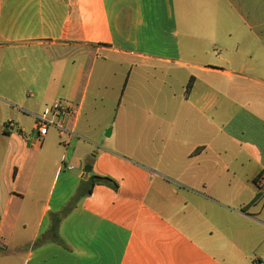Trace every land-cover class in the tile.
Listing matches in <instances>:
<instances>
[{"label": "crops", "instance_id": "1", "mask_svg": "<svg viewBox=\"0 0 264 264\" xmlns=\"http://www.w3.org/2000/svg\"><path fill=\"white\" fill-rule=\"evenodd\" d=\"M0 60L21 65L0 70V98L18 104L0 99V264H264V0H0ZM109 64L166 78L146 104L128 98L151 106L148 119L125 115L124 143L99 150L53 207L92 70ZM58 99L75 135L52 126L39 141L36 116ZM17 137L22 178L6 189ZM40 155L56 157L46 198Z\"/></svg>", "mask_w": 264, "mask_h": 264}, {"label": "rangeland", "instance_id": "2", "mask_svg": "<svg viewBox=\"0 0 264 264\" xmlns=\"http://www.w3.org/2000/svg\"><path fill=\"white\" fill-rule=\"evenodd\" d=\"M104 56V54H102ZM100 57V63L102 62ZM3 60H0V70H8L11 66H6L2 68ZM12 65V64H11ZM111 70H92V79L91 87L87 99L83 103L82 114L79 118L78 125L76 127L79 138H76L75 142L72 143L70 150V156L67 160V165H74L73 170L63 169L62 174L57 179L55 190L52 194V205L57 207L61 204V199L64 193L68 195L70 191L74 189L75 186L81 184L83 181V175L86 173L85 168L87 166H92L91 161L92 157L102 148H108V146L116 145L117 143H124L120 136H123L120 133V128H123L121 124L122 118L127 116H140L142 120H146L149 117V111H152L151 106H140L134 108L133 105L128 103V98L132 99L133 94H137L138 102L146 104L148 99V91L153 95H158L156 88H149V85H163V80L166 78V71L162 70L157 66V69L152 70H121V68L112 66ZM108 66V65H107ZM12 70H21V65L17 64L15 67L12 65ZM16 71V72H17ZM89 71H87L85 79H87ZM5 77L6 71L2 73ZM18 76L16 73H13V80ZM180 75H174L173 81L179 82L181 79ZM128 85L127 92L123 98V92ZM143 86V88L139 87ZM84 84L82 86V89ZM139 87V93L136 92V89ZM147 87V88H146ZM31 87H27L28 91H31ZM142 89V90H140ZM151 96V95H150ZM29 99V97H26ZM5 101H9L5 98H0ZM12 100L9 103L13 105H18ZM24 113L27 114V123L32 125V118L30 117V111L28 108H24ZM7 112V111H6ZM11 114L8 112L6 116L9 117ZM132 118V117H130ZM131 124V123H130ZM72 126L71 124L69 125ZM111 130V133L108 135V131ZM131 126L129 127V134H126L123 137L124 141H128L127 144L129 147L133 145V141L130 140L132 135ZM52 132H56L53 130ZM15 135V134H13ZM18 140L12 142V149H18L22 152V155H12L10 159L6 162L4 168V183L2 185L6 186V189L12 187L15 189L20 185V179L22 178V165L25 163V156L23 155V148L25 147V141L23 138L17 137ZM60 140V138H59ZM3 146V145H2ZM119 146H121L119 144ZM1 147V145H0ZM4 147V146H3ZM36 150L35 148H33ZM65 150L64 144H51L44 146L43 151L50 150V152L60 153L59 151ZM23 150V151H22ZM33 150V151H34ZM32 151V157L36 155ZM35 152V151H34ZM45 158V159H44ZM42 165L38 166L40 176L42 178V195L46 198L50 194L51 185L55 179V156L49 155L48 157L44 155L37 157ZM16 180V182H15ZM264 194V193H263ZM15 206V203L13 207ZM260 209H264V195L261 200ZM35 216V214H34ZM1 222V219H0ZM1 250V248H0Z\"/></svg>", "mask_w": 264, "mask_h": 264}, {"label": "built area", "instance_id": "3", "mask_svg": "<svg viewBox=\"0 0 264 264\" xmlns=\"http://www.w3.org/2000/svg\"><path fill=\"white\" fill-rule=\"evenodd\" d=\"M73 106L65 100H55L50 105L46 106L43 113L36 116L35 131L37 132V140L41 141L48 134L50 127H57L62 136L75 135L74 132L67 130L64 118L73 113ZM7 128L14 130L17 124L14 121L7 123ZM73 165L68 166L69 170H73ZM258 188L261 193H264V177L258 182Z\"/></svg>", "mask_w": 264, "mask_h": 264}, {"label": "trees", "instance_id": "4", "mask_svg": "<svg viewBox=\"0 0 264 264\" xmlns=\"http://www.w3.org/2000/svg\"><path fill=\"white\" fill-rule=\"evenodd\" d=\"M191 88H192V83L189 82V84H188V86H187V93L191 90ZM96 181H97V182H105V183H109V184H112L113 186L117 187L116 182H115L114 180H112L111 178H109V177L92 176V177H91V182H92V184L96 183ZM260 197H261V194H259V195L257 196L256 199H258V198H260ZM256 199H255V200H256Z\"/></svg>", "mask_w": 264, "mask_h": 264}, {"label": "water", "instance_id": "5", "mask_svg": "<svg viewBox=\"0 0 264 264\" xmlns=\"http://www.w3.org/2000/svg\"><path fill=\"white\" fill-rule=\"evenodd\" d=\"M111 133V130L108 131V135ZM86 171H90L91 170V166H87L86 168Z\"/></svg>", "mask_w": 264, "mask_h": 264}]
</instances>
